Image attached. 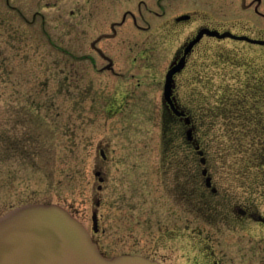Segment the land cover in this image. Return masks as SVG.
Masks as SVG:
<instances>
[{"label":"rangeland","instance_id":"rangeland-1","mask_svg":"<svg viewBox=\"0 0 264 264\" xmlns=\"http://www.w3.org/2000/svg\"><path fill=\"white\" fill-rule=\"evenodd\" d=\"M252 2L242 8L241 0H0V216L22 204L57 203L82 221L105 256L186 264L184 238L174 241L181 232L171 231L182 217L202 229L191 245L221 241L223 261L236 264L232 245L250 237V259L239 257L238 264H264V229L236 213L264 215V44L205 38L197 61L179 76L180 103L195 118L218 188L206 205L193 155L189 205L176 198L174 125L163 117L161 87L153 85L174 47L200 24L264 39V17ZM180 14L192 15L180 30L166 22ZM112 23L120 25L116 35ZM104 32L109 38L98 45L119 77L101 73L103 61L95 57L93 66L90 59L91 40ZM137 77L151 101L132 109ZM99 97L102 105L94 106Z\"/></svg>","mask_w":264,"mask_h":264},{"label":"flooded vegetation","instance_id":"flooded-vegetation-1","mask_svg":"<svg viewBox=\"0 0 264 264\" xmlns=\"http://www.w3.org/2000/svg\"><path fill=\"white\" fill-rule=\"evenodd\" d=\"M252 0L249 2V5L246 8H250L251 5L253 4ZM256 4L253 6V9L255 13L258 15H262L264 17V13L260 12L257 8V5H259L260 2H255ZM186 14V13H183ZM181 15V14H180ZM176 15L171 17V19H168L166 22L170 24L172 27H177L179 30L183 28V25L189 21H191L192 15H188L187 18L185 19H179L177 20L178 16ZM124 16H123V22H124ZM121 19V22H122ZM120 22V23H121ZM135 23V19H134ZM116 23H112L110 26L111 31H114V35H116V29L115 27L118 25H113ZM120 26V25H119ZM202 28H209L211 30H218V31H223L220 28H218L215 25L211 24H200L197 26V28L188 33L173 49L172 53L170 54L166 65L162 71V73L159 75L158 80L153 84L156 87H161V110L163 117L165 119H168L170 125H174V127L171 129L173 132L172 135H175L176 137L173 138L172 143L170 144L172 148L171 152V157L179 158V159H171L169 160L172 169V180H173V188L177 190L176 198L178 200L183 199L186 200V203L189 205V199L191 197L190 192V183H191V166H190V157L191 155L194 156V161L195 163L198 161V164L195 165V168L193 169L194 171V176L195 178H200L201 177V183L198 185V197L201 201L202 205H206V196L207 197H213L214 199L216 196L219 194L218 193V188L215 186L212 177L209 173V170L207 168V156L206 152L203 149L202 145L200 144V140L198 139L196 135V124H195V118L192 115L191 111L181 105L180 103V96H179V76L186 70L188 69L190 62L194 61V59L197 58V55L200 56L199 52V47L202 43V41L205 38H211V39H225V38H217L215 36L208 35L207 33H203L199 39H196L197 34L200 29ZM108 32H104L101 35H99L96 38H93L90 42V59L93 60V66L96 65L94 62L95 57L101 59L103 63L97 67V70L102 72H110L113 76L119 77L121 75V72H118L115 70L113 66V61L112 58L109 56V54L106 53L104 49L101 48V46L98 45V43L101 41L103 38H109L106 35ZM229 38V37H226ZM232 39V38H230ZM235 40V39H234ZM238 41V40H236ZM145 55V52H142L141 55L139 54L138 57H143ZM197 61V59H196ZM182 63L181 68L176 71L173 74V89H172V94L170 96L171 102L173 106H175V109H177V112H182V114H178L174 111L172 106H170L169 102L164 100L163 98V88H164V83H165V77L166 73L170 68L175 67L178 63ZM133 77H136L135 74L133 73ZM137 77V81L135 86H130V96H134L135 99L133 102V108L135 107L138 108V105H142L146 102H150L151 98L149 95H147V90L142 87V84L140 82V78ZM90 79V76L88 77ZM79 83V75L76 73L74 76V81H73V87L76 90V100L78 99V92H77V85ZM87 88L89 91L92 90V88L95 86L93 80H88V83L86 84ZM97 93L94 92V94ZM98 102H94V106L98 104V106L102 105V100L99 97ZM95 100V98L93 99ZM150 100V101H149ZM136 102V103H135ZM141 109V106H139V110ZM107 110V109H106ZM134 112V111H133ZM129 113V112H128ZM132 111H130V114ZM186 119H189V123H186ZM172 121V123L170 122ZM174 123V124H173ZM175 128V129H174ZM192 129V132L190 135H187L188 129ZM176 138V139H175ZM176 153H175V152ZM99 152L103 158L106 157L104 149L100 148ZM204 157L205 158V163H201L200 159ZM167 162V163H169ZM206 168L207 170V175L210 176V185L207 186L205 183V175L202 174V170ZM101 174V173H100ZM99 174V175H100ZM200 176V177H199ZM201 188V189H200ZM189 207L187 208V210ZM211 209V208H210ZM216 210V208H214ZM186 210V211H187ZM197 211H200V209H196ZM189 211V210H188ZM187 211V213H188ZM216 212V211H214ZM237 215L240 219H248V220H253L255 223L260 226V229H264V223L261 221V219H264V215H260L259 213L251 212L246 208L242 209H236ZM217 214V212H216ZM236 217V216H235ZM180 222V223H179ZM183 222V223H181ZM171 231L173 232H181L178 233L176 236V240L178 243H180V239H183L185 241V247H186V252H185V257H186V264H225L223 261L224 258V251L221 248V241H219V244H212L209 242H206L205 240L201 239L198 241H195L193 245L190 244V238L191 236L193 238H196L197 236H201L202 229L200 225H196L193 227V230L191 229L190 225V219H188L186 222L182 217L181 218H174L173 219V224H172V229ZM245 235V234H244ZM249 236V232L246 234ZM206 238H210V234L207 233L205 235ZM204 236V238H205ZM243 236V234H242ZM249 241L246 242V245L243 244H233L232 246L235 247V252H233V255L230 257V259L234 260L236 264H238L239 257H243V260H249L250 259V253H252V245L250 244L251 240L250 237H248ZM203 243V245H201ZM215 245V246H214ZM235 253V255H234ZM246 255V257H245ZM242 260V262H243ZM234 264V263H232ZM244 264V263H242Z\"/></svg>","mask_w":264,"mask_h":264},{"label":"water","instance_id":"water-1","mask_svg":"<svg viewBox=\"0 0 264 264\" xmlns=\"http://www.w3.org/2000/svg\"><path fill=\"white\" fill-rule=\"evenodd\" d=\"M259 2L260 0H256ZM245 0L241 7L245 8ZM188 15L176 18L185 19ZM203 33L217 38H232L252 44H264V39L249 37L245 34H235L230 30H211L202 28L196 39ZM182 63L170 68L165 77L163 98L178 114L170 96L173 89V74ZM189 123V119L185 120ZM192 129H188L190 135ZM205 163V158L200 159ZM96 171L95 175L99 176ZM205 183L210 185V176L204 168ZM102 181V177H98ZM101 186H98L100 189ZM264 223V219H261ZM93 229H97L96 213L92 214ZM0 264H159L138 254L122 253L105 256L98 244L92 239L85 225L72 215L66 208L57 203H27L14 207L0 216Z\"/></svg>","mask_w":264,"mask_h":264}]
</instances>
